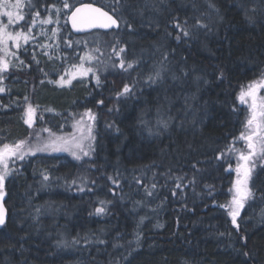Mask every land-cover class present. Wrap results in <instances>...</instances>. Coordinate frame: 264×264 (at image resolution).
Segmentation results:
<instances>
[{"label": "trees", "instance_id": "trees-1", "mask_svg": "<svg viewBox=\"0 0 264 264\" xmlns=\"http://www.w3.org/2000/svg\"><path fill=\"white\" fill-rule=\"evenodd\" d=\"M24 2L25 20L15 32L37 39L18 50L23 69L4 74L0 148L21 140L31 145L45 129L57 135L52 137H70L77 129L72 120L88 110L96 116L95 139L91 154L80 161L47 150L28 154L22 161L15 159L4 182L8 216L0 227V264H264V162L250 180L254 195L241 210L239 234L226 208L220 207L230 201L233 170L243 151L239 138L247 111L238 97L247 83L264 73V20L249 22L237 0H212L215 10L208 7V0H121L118 15L133 30L121 24L117 31L75 36L67 24L75 5L90 2L112 13L109 6L114 0H67L68 10L59 13L55 35L63 56L57 63L50 55V42L36 36L37 28L28 32V26L35 10L40 12L39 23L56 17L51 6L62 10L63 0ZM29 3L35 9H29ZM201 12L207 13L204 22L211 30L177 43L169 19ZM46 26L47 37L54 27L53 23ZM166 27L172 37L166 36ZM95 35L98 42L89 41ZM114 37L126 47L122 55L140 61L127 72L113 67L118 64L112 53ZM172 49L164 82H146L161 53ZM84 55L94 57L87 66L92 71L69 89L66 98L71 102L64 106L52 102L46 110L38 102L39 85L50 88V80ZM181 68L189 76L172 80L171 74L180 76ZM197 76L202 79L197 81ZM133 82L135 95L117 99L123 85ZM29 100L37 110L32 126L23 120ZM100 100L104 103H97ZM160 105L164 118L175 119L157 133L154 125ZM142 115L152 122L151 134L140 122ZM109 177L118 179L119 186ZM178 182L181 188H176ZM152 183L157 185L154 195L147 196L144 185ZM101 200L111 203L106 214L96 215L94 209ZM245 234L248 247L242 249L239 236ZM242 251H250L253 259L248 260Z\"/></svg>", "mask_w": 264, "mask_h": 264}, {"label": "snow or ice", "instance_id": "snow-or-ice-1", "mask_svg": "<svg viewBox=\"0 0 264 264\" xmlns=\"http://www.w3.org/2000/svg\"><path fill=\"white\" fill-rule=\"evenodd\" d=\"M123 5L121 4V0H114V5H110V10L112 14L110 15L108 11H104L101 7H93L92 4H82L80 7L75 8V11L71 13V16L69 19L71 20L72 28L76 29L77 31H82L86 28H104V29H111V28H117L119 29L121 24H124L127 26V28L131 31L133 30V25L126 20L122 15H118L120 12V9ZM241 9L244 12L245 18L249 22H255V17L252 15H249V12H256L258 10H264V0H261V9H258L255 5H253L250 9L247 7L246 3H241ZM21 7V0H15V3L9 4V0H0V16H7L8 18V24L7 25H0V46L3 47V49L6 51L7 48V42L9 40L13 41L15 44V47L17 49L20 48V40L23 39L24 43L27 44L30 39L33 37H30L27 32H10L8 31V25L14 24L18 21H24L25 15L20 14L19 11L14 12L9 9H19ZM29 9H35V5L29 3L28 5ZM52 8H55L57 19L56 22H59V13L61 12L60 8H57L55 4L51 6ZM63 7L68 8L69 4L67 0H63ZM195 10V5H193ZM208 7L215 10V5L212 3V0H208ZM143 13L141 12V15ZM207 13L201 12L199 16H193L191 18L185 17L181 19L178 15L172 16L168 21V27L175 30V36L174 39L177 41V43L181 41H187V40H193L198 38V33L201 30H208L210 31V27L207 23L204 22V18H206ZM40 17L39 10H35L34 14L32 15L31 24L28 26V32H31V28L35 26V23L37 19ZM115 17V18H114ZM194 20V23H190L189 20ZM43 24H49L53 23V20L51 16L48 17V19L41 20L40 21ZM168 27L165 28V34L168 37H172L173 33L168 30ZM56 35V31L53 30V36ZM115 43L112 46V53L117 58L118 64L114 63L113 67H118L119 69L127 72L130 69L134 68V65H138L140 63L139 60H128L126 55H122L126 53V47L121 44V41L119 38L114 37ZM68 46L70 47L72 42L68 41ZM96 51H99L97 49ZM159 51V49H158ZM175 49H172L171 51L165 50L161 53L162 59L159 62V65L154 67V70L149 73L146 77V82L149 84H162L166 78V74L168 73L169 69L166 66V62L169 60V56L174 54ZM47 54V53H46ZM12 55H15V53H12ZM23 64V61L20 62ZM8 62L0 59V73L4 72L8 68ZM82 68L83 65H80ZM92 69L88 68L85 69L81 74L87 75L88 72H91ZM181 75L178 76L176 73L171 74L172 80H179L182 77H188L189 72L181 68L180 69ZM262 79L257 83L253 82L249 85L248 91H241L239 94L238 99L241 103H247L246 97L251 98V103L249 105L250 115L247 119L245 128L246 133L242 132L240 139L246 141V146L250 150L247 154L244 152L239 153V160L242 162L237 165L235 171L237 173V179L233 183V188L229 189L230 192H232V198L227 204L220 205L222 208H226L227 215L231 218V224L235 228L236 232L240 233V223L238 222V218L241 216V210L245 207V204L248 200H250L254 193L252 189L249 187V181L252 179V172L257 166V161H264V97H260L258 101L257 92L259 89L264 88V73L261 74ZM220 79L223 78V72L220 73ZM3 77L0 76V80H2ZM197 81L201 80L202 77H195ZM43 82V81H42ZM71 80H65L62 76L60 78L59 83H70ZM207 81H205L206 83ZM97 83L99 84V77H97ZM136 87L135 82L129 84L125 83L121 90L116 93L117 99H120L122 97H131L135 95L134 89ZM5 89L0 88V92H3ZM27 100V97L25 98ZM168 98L165 97V100ZM188 97H185V103L188 102ZM97 103L103 104V100L98 101ZM35 108H33L31 105H28L26 109V119L24 122L28 124L29 126L32 125L33 119L35 116ZM109 111H112V109H109ZM164 111L163 105H160L156 108V118H155V125L154 127L157 130V133L159 129H168L171 121L175 119L172 116H168L167 118H164L162 115ZM84 116L87 117L88 121L94 122L96 120V116L91 112V110H88ZM84 116L81 117L80 120L77 121V126L79 127V130L81 132L80 137L72 136L70 138H63V137H56L51 140H49L47 143H44L42 145H39L35 148L28 146L26 147L27 141L21 140L15 145H8L4 144L2 148H0V200L3 199L4 196V182L6 177H8L11 174V169L9 167V160L15 157L16 159L23 160L25 155L32 154L35 155L38 151H69L71 150L72 156L76 160H81L82 157H87L91 154V144H87V150L85 141H92L95 139V136L92 134L93 129L91 124L87 126V134H84V128H83V120ZM140 122L148 128L150 134L153 131L152 122L149 120H146L144 118V115L140 117ZM111 127V125H109ZM47 131V129H45ZM258 146V148H257ZM264 166V165H262ZM195 167V165H193ZM231 166L229 165V168ZM44 181H49V176L47 174H42ZM109 180L112 181L114 185L117 187L119 186L118 179H115L113 177H109ZM184 177H176L177 181H182ZM84 181L81 180V183ZM195 180L189 181V183H194ZM73 184L76 183L75 180L72 181ZM94 183V181H93ZM137 183H140V181H137ZM183 185L181 183L176 184V188H181ZM157 187L156 183H152L149 185H144V190L147 196H153L154 191ZM80 191H83V187L79 189ZM173 195H175V192H173ZM261 199H264V196L261 197ZM100 206L96 207L94 209V213L96 215H103L108 212L107 205L111 203V201H103L101 200ZM139 203V202H138ZM39 212L40 210L37 209ZM6 223V215H5V209L3 207V204L0 203V227L4 226ZM85 243L89 242L88 237L83 238ZM240 241H242L241 248L246 249L248 247L247 235H240L239 236ZM76 243H79L78 240L75 241ZM99 243H104L103 240H98ZM241 254L246 257L248 260H252V253L250 251H242Z\"/></svg>", "mask_w": 264, "mask_h": 264}, {"label": "rangeland", "instance_id": "rangeland-1", "mask_svg": "<svg viewBox=\"0 0 264 264\" xmlns=\"http://www.w3.org/2000/svg\"><path fill=\"white\" fill-rule=\"evenodd\" d=\"M243 2L246 3L247 7L250 9L253 5H255L258 9H261V0H243ZM12 3H15V0H9V4H12ZM24 0H21V7L19 9H9V10H12L14 12H17L19 11L20 14H23V12L21 13L22 10H24V8H26V6L24 5ZM241 3H242V0H237V4H238V7L241 9ZM68 8H62L61 10V14H65V11H67ZM242 10V9H241ZM244 13V12H243ZM249 15H252L255 17V21H258V20H264V10H258L256 12H249ZM60 16L59 15V19H60ZM63 18V19H62ZM61 20L64 21V17H62ZM56 19H57V14H56V17H52V20H53V27L54 29H52L51 31V34L48 35L47 37L44 35V32H47V30L49 31L50 29L47 28L46 24H43V23H39L38 21H36L35 23V26L33 28H37V34L36 36H38L39 38H43L45 40V42H50V46H49V51H50V55H52L57 63H59L60 59L63 57L61 54H59V51H58V43H57V40H56V37L53 36V30L56 31V33L58 32L59 33V29H58V25H59V22L57 23L56 22ZM22 23V21H18L14 24H11V25H8V31L10 32H14L15 33V28L17 27L18 24ZM8 24V18L7 16H0V25H7ZM23 24V23H22ZM49 25V24H48ZM43 34H40L42 33ZM39 33V34H38ZM99 37L97 35L95 36H92V37H89V41H96L98 42V39ZM34 40L37 39V37H34L32 38ZM77 39V38H76ZM77 40H82V39H77ZM83 40H87V39H83ZM91 42V43H92ZM20 48H22V46L25 45L23 39L20 40ZM7 50L5 51L3 49L2 46H0V59H3L5 61L8 62V68L0 73V76L3 77L2 80H0V88H4V81L6 80V76L4 75L5 73H8L10 72L11 70H18L21 68V59L20 57L18 56V50L16 47H15V44L13 41L9 40L7 42V46H6ZM12 53H15V55H12ZM93 58L92 56L90 55H84V56H81L79 58V62H77V64H73L72 67L70 68H67L65 67V70H63L56 78L55 80H50L48 82V84L50 85V88H47V84H41L39 85V98H38V102H41L43 103L42 105L46 106V110H47V104H52V102L54 103L53 105H60V106H64V105H67L69 104L71 101L70 100H67V92L69 91V89L72 87V85L75 83V82H82L83 81V78L85 77V75H82L81 73L85 70V69H88L87 66H90L92 65L93 63ZM66 61V59H65ZM68 63V61H67ZM62 64L65 65L64 63V60L62 61ZM80 65H83V67L81 68ZM64 77L65 80H71L70 83H64V84H61L59 83L60 81V78L61 77ZM262 79V77L258 78V79H255L249 83H247L242 89L241 91H248V87L250 84H252L253 82H259L260 80ZM81 88V87H80ZM79 88V89H80ZM240 91V93H241ZM5 92V90L3 92H0V95H3ZM257 97H258V101H259V98L260 97H264V88H261L258 90L257 92ZM30 101V100H29ZM246 101L247 103H241L240 100H239V103L241 106H243L246 111H247V117H246V120H245V125H246V122H247V119L249 118V115H250V110H249V105L251 103V98L250 97H246ZM25 103V101H24ZM28 105H31L33 107V105L31 104V101L30 103L26 102V106L24 107V111H23V120L26 119V109L28 107ZM34 108V107H33ZM36 110V109H35ZM85 114V113H84ZM75 114H73V117H74ZM83 115V113H82ZM84 116V115H83ZM82 117V116H81ZM39 118H42L44 119V117H39ZM81 119V118H80ZM78 117L77 118H74L72 120V124H75V127L77 128L70 137L72 136H75V137H80L81 135V132L79 130V127L77 126V121L80 120ZM37 110L35 111V116H34V119H33V123L32 125L37 122ZM91 124L92 126V129H94V122H91V121H88L87 117L84 116V120H83V128H84V134L86 135L87 134V126ZM28 125V124H27ZM31 125V126H32ZM245 125H244V130L243 132L246 133V128H245ZM29 126V125H28ZM71 128V126H70ZM44 130V129H43ZM92 134L94 135V131L92 132ZM51 135H55L57 136L55 133H52L49 129H47V132L43 131L41 132L39 135H37L34 139H33V143H31V145H27L26 144V147L28 146H31L33 148L39 146V145H42L44 143H47L49 140L53 139V138H56V137H52ZM58 137H63V138H70V137H66L65 134H62V135H58ZM93 141H85V145H86V150H87V144L90 143L91 144V148H92V144H93ZM239 142H241V144L243 145V151L245 154L248 153V151H250L247 146H246V141L242 140L239 138ZM2 148V147H1ZM258 148V146H257ZM38 152H41V151H38ZM47 152L49 153H53V154H56V155H60V154H65V155H69V156H72L71 154V150L69 151H51V150H47ZM37 153V152H36ZM32 155V154H31ZM27 155H25L26 157ZM24 157V158H25ZM73 157V156H72ZM88 157V156H87ZM15 157H13L12 159L9 160V167L11 168V166H13V162L15 161ZM75 159V158H74ZM82 159H84V157H82ZM76 160V159H75ZM22 161V160H20ZM80 161V160H78ZM264 161H257V166L255 167V169L253 170L252 172V175L253 173L255 172V170L257 169V167H259L260 165H262ZM242 163L240 160H239V156L237 157V164H236V167L238 164ZM236 167L234 168L233 170V173H234V177H233V183L235 182V180L237 179V173L235 171ZM233 183H232V187H233ZM249 187H250V181H249ZM233 194V193H232ZM232 196L230 197V200H231Z\"/></svg>", "mask_w": 264, "mask_h": 264}, {"label": "water", "instance_id": "water-1", "mask_svg": "<svg viewBox=\"0 0 264 264\" xmlns=\"http://www.w3.org/2000/svg\"><path fill=\"white\" fill-rule=\"evenodd\" d=\"M82 4H92L93 7H100L94 3H90V2H83V3H79L77 5H75L69 12V14L67 15V24H68V27H69V30L70 32L75 35V36H81V35H85V34H88V33H91V32H94V31H97V32H109V31H117L118 29L117 28H111V29H104V28H86L82 31H77L76 29H73L72 28V24H71V20L69 19V17L71 16V13L73 11H75V8L77 7H80ZM102 8V7H101ZM104 11H107L106 9L102 8ZM109 12V11H108ZM109 14L111 15L112 13L109 12ZM115 18V17H114ZM0 203L3 204V207L5 209V215H6V220H7V216H8V212H7V209L4 205V202H3V199L0 200Z\"/></svg>", "mask_w": 264, "mask_h": 264}, {"label": "flooded vegetation", "instance_id": "flooded-vegetation-1", "mask_svg": "<svg viewBox=\"0 0 264 264\" xmlns=\"http://www.w3.org/2000/svg\"><path fill=\"white\" fill-rule=\"evenodd\" d=\"M22 65V64H21ZM23 69V66L20 68V69H18V71H21Z\"/></svg>", "mask_w": 264, "mask_h": 264}]
</instances>
